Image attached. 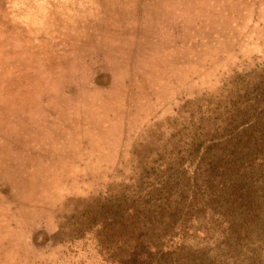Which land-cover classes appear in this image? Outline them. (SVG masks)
Returning a JSON list of instances; mask_svg holds the SVG:
<instances>
[{"label":"rangeland","instance_id":"obj_1","mask_svg":"<svg viewBox=\"0 0 264 264\" xmlns=\"http://www.w3.org/2000/svg\"><path fill=\"white\" fill-rule=\"evenodd\" d=\"M263 86L264 0H0V264L88 257Z\"/></svg>","mask_w":264,"mask_h":264},{"label":"trees","instance_id":"obj_2","mask_svg":"<svg viewBox=\"0 0 264 264\" xmlns=\"http://www.w3.org/2000/svg\"><path fill=\"white\" fill-rule=\"evenodd\" d=\"M252 91L203 155L107 208L77 264H264V86ZM198 217L212 234L187 244L206 237Z\"/></svg>","mask_w":264,"mask_h":264}]
</instances>
